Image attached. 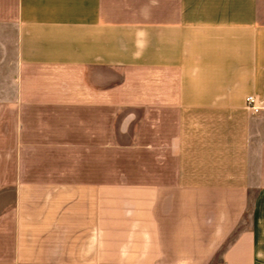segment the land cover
Listing matches in <instances>:
<instances>
[{
  "label": "crops",
  "instance_id": "1",
  "mask_svg": "<svg viewBox=\"0 0 264 264\" xmlns=\"http://www.w3.org/2000/svg\"><path fill=\"white\" fill-rule=\"evenodd\" d=\"M0 264H264V0H0Z\"/></svg>",
  "mask_w": 264,
  "mask_h": 264
},
{
  "label": "built area",
  "instance_id": "2",
  "mask_svg": "<svg viewBox=\"0 0 264 264\" xmlns=\"http://www.w3.org/2000/svg\"><path fill=\"white\" fill-rule=\"evenodd\" d=\"M246 107L249 111H251L253 114H259L261 111L262 107L257 105V101L255 97L249 96L246 99Z\"/></svg>",
  "mask_w": 264,
  "mask_h": 264
},
{
  "label": "rangeland",
  "instance_id": "3",
  "mask_svg": "<svg viewBox=\"0 0 264 264\" xmlns=\"http://www.w3.org/2000/svg\"><path fill=\"white\" fill-rule=\"evenodd\" d=\"M250 223H251V219H250V214L247 215V219L246 221L244 222V224L241 226V229L242 228H247L248 226H250ZM218 261V259H217Z\"/></svg>",
  "mask_w": 264,
  "mask_h": 264
}]
</instances>
